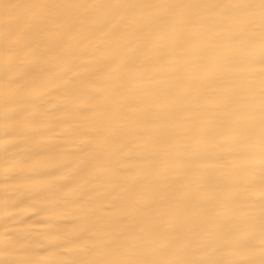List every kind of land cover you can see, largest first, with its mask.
Returning a JSON list of instances; mask_svg holds the SVG:
<instances>
[{
  "label": "bare ground",
  "instance_id": "1",
  "mask_svg": "<svg viewBox=\"0 0 264 264\" xmlns=\"http://www.w3.org/2000/svg\"><path fill=\"white\" fill-rule=\"evenodd\" d=\"M0 264H264V0H0Z\"/></svg>",
  "mask_w": 264,
  "mask_h": 264
}]
</instances>
